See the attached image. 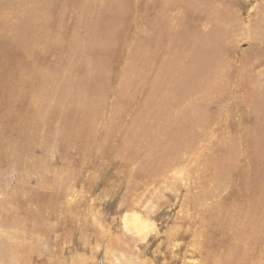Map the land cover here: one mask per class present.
I'll use <instances>...</instances> for the list:
<instances>
[{
    "label": "rangeland",
    "instance_id": "obj_1",
    "mask_svg": "<svg viewBox=\"0 0 264 264\" xmlns=\"http://www.w3.org/2000/svg\"><path fill=\"white\" fill-rule=\"evenodd\" d=\"M0 264H264V0H0Z\"/></svg>",
    "mask_w": 264,
    "mask_h": 264
}]
</instances>
